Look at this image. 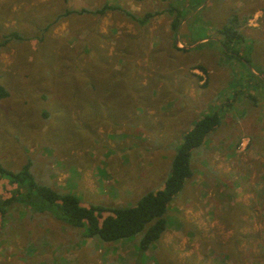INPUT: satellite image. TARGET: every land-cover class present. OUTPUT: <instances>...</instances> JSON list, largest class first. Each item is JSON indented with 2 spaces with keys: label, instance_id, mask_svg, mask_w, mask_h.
Segmentation results:
<instances>
[{
  "label": "rangeland",
  "instance_id": "obj_1",
  "mask_svg": "<svg viewBox=\"0 0 264 264\" xmlns=\"http://www.w3.org/2000/svg\"><path fill=\"white\" fill-rule=\"evenodd\" d=\"M101 2L0 0V34L16 31L23 36L0 47V83L8 92L0 99L2 167L16 171L28 161L37 182L59 193L72 192L83 206H127L146 190L161 186L181 132L201 112L218 111L219 126L231 128L237 136L243 127L254 146L239 153L247 160L234 158L230 163L222 156L224 150H218L224 148L222 142L203 141L193 149L191 176L167 205L165 230L143 252L137 246L139 235L114 242L83 238L77 228L50 223L49 211L42 212L38 226L31 211L13 203L0 217V264H177L172 253L180 255L178 264H189L191 251H196L198 264H264V192L252 188L264 177V87L246 80L252 78L250 67L264 69V14L254 8L240 28L248 41L240 44L239 53L250 45L249 68L225 63L214 47H197L201 50L184 57H178L184 52H177V64L174 60L165 67V57H156L172 50L156 45L167 34L152 35L158 21L165 26V19L150 18L140 28L118 10L101 16L71 12L42 30L65 6L92 9ZM228 3L244 10L252 7V0ZM156 5L157 1L144 9L122 8L140 15ZM226 14L223 0H209L199 17L214 26L212 22ZM139 32L146 39L140 53L131 45L132 56L115 59V39L125 44L129 35L139 37ZM128 61L138 63L137 84L149 96L145 105H118L119 88H108L107 75L93 72L100 67L103 73L104 66L120 70ZM151 74L162 81H149ZM93 81L96 90L89 91ZM148 83L158 90L155 95ZM131 91L130 97L135 95ZM240 139L237 152L245 145L239 146ZM238 171L249 172L241 176L249 178L252 190ZM14 187L18 185L1 179L0 196ZM236 193L249 208L220 210L235 200ZM246 231L249 236L241 234Z\"/></svg>",
  "mask_w": 264,
  "mask_h": 264
},
{
  "label": "trees",
  "instance_id": "obj_2",
  "mask_svg": "<svg viewBox=\"0 0 264 264\" xmlns=\"http://www.w3.org/2000/svg\"><path fill=\"white\" fill-rule=\"evenodd\" d=\"M222 1V0H217ZM244 1V0H243ZM252 0V7L249 10H244L242 7L228 5V0H223V6L227 10L225 17L218 21L212 22L214 26L208 24L204 19H200L199 14L201 10L208 4L209 0H157V7L155 10H145L140 15H135L121 7L110 5L106 2L92 9L81 8L73 10L63 7L55 18L48 22L42 28L46 31L48 27L56 23L60 18L67 14L74 13H90L93 15H103L107 10H118L120 13L133 21L135 25H140L144 21L154 17L158 14H166L170 19L168 27L170 29L171 38L170 43L173 46L175 38V31L179 24H192L201 20V24L213 30L216 36L209 43H217L221 54L226 60H235L240 64L249 68L250 57L248 54V47L244 45L242 51L239 53L240 44L246 39L240 28L246 23L251 11L258 8L264 14V0ZM201 5V7H199ZM199 7V8H198ZM169 36V37H170ZM0 47L10 39H21L23 36L16 31H7L0 34ZM40 39V37H38ZM127 48L123 53L128 56L131 44L136 42L137 35L128 36ZM168 39V38H167ZM141 41H139L138 48ZM129 50V51H128ZM116 59V56H114ZM135 65L128 62L121 67L119 71L108 69L106 66L101 73L100 67L94 68L93 72L101 74L103 77L107 75V81L104 83L110 89L112 87L115 75L121 80V88L123 95L121 101H116L122 107L133 104L131 97L127 95V91L134 90L136 84L132 80L131 75L134 72ZM201 71L204 69L200 66ZM256 70L255 66H253ZM252 68V67H250ZM249 68V69H250ZM259 79L251 81L252 83L261 82L264 85V72L259 70ZM250 84V81H248ZM251 83V84H252ZM98 86H100L98 84ZM253 86V84H252ZM135 87V88H134ZM96 90V83H89V91ZM93 93V92H92ZM91 93V94H92ZM8 95L6 88L0 83V99ZM143 99L139 96L137 101ZM119 102V103H118ZM221 122L219 114L215 110L201 112L189 125L183 129L180 134V141L176 145L174 153L171 156L167 173L163 178L162 184L159 187H154L141 194L137 200L127 206L120 205H102L89 204L83 206L79 203L78 198L71 192H58L47 185L36 181L32 173L29 171L26 161L16 171H10L0 165V181L1 179H9L10 183H15L18 187L7 189V194L0 196V214L5 210V206L12 203H18L26 207L30 211H49V213L60 221L64 222L70 227L80 230L81 236L93 237L102 242H114L119 239L128 238L130 236L139 235L137 246L140 251H144L151 243L155 242L165 228V211L168 203L179 193L185 181L191 176L190 157L193 149L201 146L206 136L213 131ZM175 145V144H174ZM8 178V179H7ZM4 191V190H3ZM18 195V196H15Z\"/></svg>",
  "mask_w": 264,
  "mask_h": 264
},
{
  "label": "crops",
  "instance_id": "obj_3",
  "mask_svg": "<svg viewBox=\"0 0 264 264\" xmlns=\"http://www.w3.org/2000/svg\"><path fill=\"white\" fill-rule=\"evenodd\" d=\"M89 1V0H88ZM156 1L157 0H102V2L101 3H103V2H106V3H108V4H110V5H113V6H117V7H127L130 11H133V8L135 7V10H138L139 8L138 7H141V9H144L147 5H152L153 4V2H155L156 3ZM205 2H207L208 0H204ZM122 4H123V6H122ZM154 6V5H153ZM153 6H152V8H153ZM157 6V5H156ZM199 7H201V5L199 6ZM198 7V8H199ZM88 8V7H87ZM140 9V10H141ZM147 9V8H146ZM152 10H155V8H153ZM107 11H109V10H107ZM106 11V12H107ZM116 14V13H115ZM110 16V15H109ZM114 16V19H117L118 17H121L120 16V14L117 16V15H113ZM156 17H152V20L154 19H159V20H163V19H165V26H163V25H161V22H159L158 21V23H157V27L153 30V32H152V35H154V34H158V33H164V34H167L164 38H163V41L161 42V44H157L156 45V48H160L161 46H166V48H170L171 50H172V52H169L168 54H159V55H157V57L156 58H159V57H161V58H164L165 57V59H164V61L162 62V64L165 66V67H167L168 65H171L170 64V62L171 61H174L175 63H176V59H177V57L176 58H174V56H175V53H177V52H184V54L182 55V56H179L178 55V57H184V56H186L187 54H190V53H194V52H196V51H200L201 49H203V47H207V48H210V47H214V48H216V50L218 51V52H221L220 51V48L218 47V45H217V43H209V41H212V39H214L216 36L213 34V30H210V28L209 27H207V26H199L197 23H200L201 22V20H199L198 22H193L192 24H186V23H181V24H179V26L177 27V29H176V31H175V38H174V40H173V46H171V43H170V38H171V33H170V29H169V27H168V24H169V22H170V19L167 17V15L166 14H158V15H155ZM144 26V25H143ZM138 27H142V26H138ZM140 34L142 35V36H140ZM133 35L134 34H132L131 36L133 37ZM170 36V37H169ZM168 38V39H167ZM116 40V43H115V46H114V56H116V58H118L120 61H121V59H122V57L123 56H125L126 54L125 53H123L124 51H125V49L127 48V43L125 42V44H123L124 42H121L122 40H120V39H115ZM146 39L143 37V34L142 33H140L139 32V37L136 39V41H137V43L139 42V41H143L141 44H140V47L138 48H136V44L135 43H133V44H131V45H133L134 47H135V49H136V53H140V49L144 46V41H145ZM126 41V40H125ZM121 42V43H120ZM120 44V45H119ZM130 45V46H131ZM130 46H128L129 48H130ZM197 47H199V48H201V49H198ZM151 48H154L153 47V45H152V42H151V44H150V50H151ZM116 49H117V51L119 52V53H117V51H116ZM134 48H132V49H130V54H128V56H132V54H133V50ZM249 52H250V50L248 49V54H249ZM136 55V54H135ZM134 55V56H135ZM146 57H147V59H149V60H153V58H151V55L149 56V54L146 52ZM221 57H222V59L224 60V62L226 63V61H235V60H225L224 59V57H223V55L221 54ZM127 58V57H126ZM174 58V59H173ZM221 61V60H220ZM129 62V61H128ZM131 62V61H130ZM236 62V61H235ZM237 63H239V62H237ZM136 67H135V69L137 68V65H138V63H136V61H135V63H133ZM177 64V63H176ZM194 64H196V63H194ZM197 66H200V65H197ZM255 68H256V70L254 69V67H252V68H250L248 71H249V73L251 74V76H252V78H250V79H246L247 81H250V83H252L251 81H256L255 79H259V70L260 71H263L264 72V69L262 68V67H260V66H255ZM135 69H134V72H133V74L131 75V77H132V80L133 81H135L136 82V88L133 90V91H131L132 93H134L135 95H133V96H131V101L135 104V105H137L136 103H138V104H141L142 103V105H145V103H146V99H147V97H149V96H147V94H146V96H145V94H143L142 93V91H141V89L144 87V86H140V85H138L137 84V78H138V75L135 73ZM115 70L116 71H119V68H115ZM152 75V77L149 79V81H151V82H153L154 80H156V82H161L162 80H161V77H159L158 75H155V74H151ZM162 75V74H161ZM171 81H173V80H171ZM115 82H117L118 83V85H116L115 84ZM155 82V83H156ZM170 82V81H169ZM121 80H120V78L117 76V78L115 77L114 78V90H116V89H118L119 88V92H116L118 95L117 96H122L123 95V90H122V88H121ZM256 83H260L261 85H262V87H264V85L261 83V82H255V83H252V84H256ZM167 84V86H169V84L168 83H166ZM252 84H251V86H252ZM232 85V84H231ZM148 87L149 88H151L150 89V91L152 92V95H155L156 94V91H158V90H156V89H154V88H152L150 85H149V83H148ZM158 87V86H157ZM156 87V88H157ZM145 88V87H144ZM169 88H170V86H169ZM87 91H88V89H87ZM145 91V90H144ZM115 93V94H116ZM165 93H167V91H165ZM141 97L143 100L142 101H140V102H138L137 101V98L138 97ZM135 108V107H134ZM218 114H219V112L218 111H216ZM198 116V115H197ZM196 116V117H197ZM219 116H220V114H219ZM195 117V118H196ZM195 118H193V119H195ZM221 118V117H220ZM192 119V120H193ZM191 123V122H190ZM221 123V122H220ZM258 124H259V122H258ZM189 125V124H188ZM187 125V126H188ZM226 126H227V123L225 124ZM186 126V127H187ZM242 128L243 127H239L238 129H237V133H238V136H240V137H238L236 134H233V130H231V128L230 129H228L227 127H220L219 125L213 130V131H211L207 136H206V138H205V142H207V143H209V144H211V143H214V142H222V143H224V145H223V147L224 148H220V147H218V148H220V149H218V150H221V152H222V150H224L223 151V154H222V156L224 157V159H225V162H227V163H230L231 161H232V159H234V158H242L243 160H247V158H245L244 156H242V155H240L239 153H243V152H241V151H245L248 147H250V148H253V146H254V144L251 142V136H249V135H243V131L244 130H242ZM243 137H246V140L243 138ZM234 138V139H233ZM240 138H243L244 140H245V142H244V147H242L241 148V150L239 151V152H237L236 150H235V145H236V143L238 142V140L240 139ZM234 140V141H233ZM205 142H203V144L205 143ZM252 143V145L253 146H251L250 144ZM228 149V151H227V153H225V151ZM240 155H238V154ZM250 153V152H249ZM250 155H253V156H256L255 154H251L250 153ZM242 169H244V167H242ZM234 170H230V172H231V174H233L232 172H233ZM239 173H238V175H240V180H243L245 183H246V186L245 187H247V190L248 191H250V190H252L251 188H248V185H250L251 184V182H250V180H249V178L247 177V176H241V175H244V174H247V175H249V172H246V173H242L241 171H238ZM226 174V173H225ZM237 174V173H236ZM257 187H259L260 188V190H262L261 192H260V194H262L263 192H264V177L259 181V185H257L256 187H254V186H252V188H257ZM150 190V189H149ZM147 191V190H146ZM255 192H256V189L254 190ZM180 192V191H179ZM259 192V191H258ZM72 193V192H71ZM257 193V192H256ZM73 194V193H72ZM75 195V194H74ZM141 195V194H140ZM139 195V196H140ZM249 195V194H248ZM236 196H237V193H236ZM12 205H13V203H12ZM11 204H8L7 206H5V211L3 212V213H1L0 214V217H2L3 215H5V213H6V211H7V209H8V207L9 206H12ZM231 206H233L232 208L233 209H236V210H243L245 207L246 208H249V205H248V203H245L244 201H242V199L240 200L239 199V197L237 196V197H235V200L233 201H229V206H224V204L220 207V210H225V207H226V210L228 209V207H230L231 208ZM245 206V207H244ZM23 208L24 209H27L26 207H24L23 206ZM27 210H29V209H27ZM30 211V210H29ZM166 212V211H165ZM30 215H33V217H35L36 219H35V221L37 222V225L38 226H40L41 224H42V222H41V216H42V212H37V211H31V213H30ZM165 216V215H164ZM241 217H242V219L243 220H246L245 222H247V220H249V219H247V215H241ZM241 217H240V219H241ZM165 218V227H166V225H167V217L165 216L164 217ZM46 220H47V218H46ZM48 220H49V222L50 223H56V224H59V223H61V224H63V226H68L67 224H65L64 222H62V221H60L59 219H57V218H55L54 216H50V217H48ZM241 223H244V222H241ZM164 230H165V228H164ZM239 233H240V231H239ZM241 234H245V235H250V234H247V231H246V233L244 232V233H241ZM161 235V234H160ZM83 238H85L86 236H82ZM158 239H159V237H158ZM157 239V240H158ZM156 242V241H155ZM166 242L164 241V245L165 246H167V244H165ZM148 248V247H147ZM141 252H143V251H141ZM173 254V257L175 258L174 260H178V263H180V261H181V257H180V255L179 254H177V256L174 254V253H172ZM189 255H190V259H189V264H198L199 263V259L197 260V254H196V251H191L190 253H189ZM177 263V264H178Z\"/></svg>",
  "mask_w": 264,
  "mask_h": 264
},
{
  "label": "built area",
  "instance_id": "obj_4",
  "mask_svg": "<svg viewBox=\"0 0 264 264\" xmlns=\"http://www.w3.org/2000/svg\"><path fill=\"white\" fill-rule=\"evenodd\" d=\"M244 140L243 139H240V141H239V146L241 147L243 144H244Z\"/></svg>",
  "mask_w": 264,
  "mask_h": 264
}]
</instances>
